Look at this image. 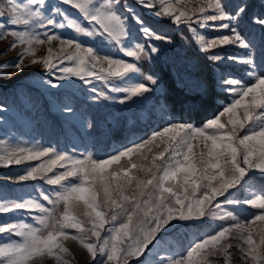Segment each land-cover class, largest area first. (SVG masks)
<instances>
[{"label": "snow or ice", "instance_id": "6c2138e0", "mask_svg": "<svg viewBox=\"0 0 264 264\" xmlns=\"http://www.w3.org/2000/svg\"><path fill=\"white\" fill-rule=\"evenodd\" d=\"M137 2L158 17L184 24L208 60L245 65L248 81L231 73L222 76L226 91L233 94L231 102L200 126L169 121L104 158L91 150L77 153L76 148L58 150L0 139V164L47 157L8 175L9 181L42 180L53 186L48 192L39 190L35 197L0 198V213H35L33 223L0 222V234L5 236L0 243V264H37L44 257L53 264H71L68 239L87 251L89 264H130L133 259L136 264H211V256H223L225 264H232L233 247L239 249L245 264H264V185L257 187L245 180L246 176L252 179V170L264 176V34L257 44L240 29L252 5L244 0L230 10L224 0ZM65 5L77 14L73 16ZM260 9L250 19L264 30V0ZM129 15L145 43L132 39ZM198 28L223 29L227 34L206 36ZM66 29L73 35L65 36L61 30ZM9 36L13 39L5 53L20 51L0 65L4 77L13 75L10 69L24 75L26 69L38 67L49 77L41 84L60 88L64 83H55L53 77L67 83L77 77L91 86L92 99L121 104L161 89V78L145 70L142 62L161 51L147 41L172 39L159 35L122 0H0V40ZM225 45H237L245 52L238 56L213 51ZM105 48H115L134 62L116 58ZM41 49L43 55L38 54ZM93 80L102 81L104 87L98 88ZM6 110L0 103V111ZM61 111L71 115L75 110L65 103ZM86 127L93 124L88 122ZM242 181L248 195L243 200L232 198L228 190ZM234 205H251L256 211L246 215L247 209L230 210ZM216 220L220 221L217 226L197 235L182 251L164 239L181 227L180 222Z\"/></svg>", "mask_w": 264, "mask_h": 264}, {"label": "rangeland", "instance_id": "374dc122", "mask_svg": "<svg viewBox=\"0 0 264 264\" xmlns=\"http://www.w3.org/2000/svg\"><path fill=\"white\" fill-rule=\"evenodd\" d=\"M49 2L57 3L59 0H49ZM198 2L199 0H192L193 4ZM224 2L231 10L244 0H224ZM246 2L251 4L252 8L248 15L241 19L240 29L249 39H255L259 44L264 30L255 24L250 16L252 13H259L262 0H246ZM122 3L132 6L135 13L140 15L145 23L159 35H168L172 38L170 41H147L148 45L155 44L161 51L158 54L154 53L152 60L142 62L145 70H151L161 78V89L158 92L134 97L132 101L121 104L118 101L92 99L95 94L90 91L91 86L85 85L77 77H71V83L56 81L53 77L55 83H64V87L52 88L40 83L42 79L46 80L49 77L44 76L38 67L26 69L24 75H20L15 69H10L13 73L10 77H4L2 73L5 69L0 68V103L4 104L7 109L0 111V117L3 118L0 119V139L8 137L26 146L37 144L53 146L58 150L71 151L72 148H76L77 153L91 150L94 155L104 158L122 145L146 138L152 131L160 130L166 126L169 121L189 122L197 126L204 123L184 121L177 110H171L167 101L168 89L158 69L160 66L169 70L177 85L190 93L202 92L206 89L205 78L200 73H204L206 76L211 74L217 90L228 95V101L222 103L224 105L231 102L233 94L226 91L227 85L223 84L221 77H226L231 73L236 78L248 81L245 74L246 66L240 62L224 60L220 63L208 60V54L204 53L195 43L184 24L177 25L167 16L154 15L152 10L139 5L137 0H122ZM64 7L73 16L77 14L76 10L70 6L65 5ZM128 23L134 42L145 43L146 38L140 32L139 26L131 15H129ZM61 31L65 36L73 35L71 29ZM198 31L206 36H212L218 32L227 34V30L215 28H198ZM183 37L189 39L185 40ZM12 39L9 36L0 40V65L6 61H12L20 51L17 48L5 53V49L8 48ZM221 50L228 55L238 56L245 52V49L237 45H225L213 51ZM105 51L116 58L134 62V58L126 57L115 48H105ZM38 54L43 55L44 50L41 49ZM17 76L19 79H16ZM113 79L115 80V78ZM9 81H14V83H9ZM115 82L119 84L118 80ZM5 84L7 87L4 86ZM93 84L98 88L104 87L102 81L93 80ZM120 86L124 85L120 84ZM110 94L123 95V93L112 92ZM65 103L74 108L73 114L68 115L61 111V105ZM195 104L199 105V102ZM164 105H167L166 111L162 110ZM88 122L93 124L92 128L86 127ZM45 159L47 157H42L40 160L24 161L21 164H0V198L14 200L35 197L41 189L48 192L53 186L42 180L9 181L7 179L8 175L20 173L27 165L42 163ZM249 175L252 177L251 180H248L247 176L245 177L248 184L257 187L264 185V176L258 170H252ZM228 192L232 194V198L243 200L248 195L247 185L242 181L240 185L229 189ZM227 195L228 193H225V196ZM217 199L223 200V197ZM229 207L230 210L238 211L247 209L248 212L244 213L246 215L256 211L251 205ZM34 216L35 213H30L28 210H13L8 213H0V222L20 219L26 223H33ZM180 223L181 227L167 233L164 239L167 244L182 251L197 235L210 231L220 221L204 224L190 221ZM2 242H5L4 234H0V243ZM232 243L235 245L237 242L233 240ZM65 244L73 253V256L69 257L71 264H89L90 255L77 241L68 239ZM149 247L151 248V245ZM230 251L233 254L232 264H245L238 248L233 247ZM209 260L211 264H225L223 256H211ZM37 264H53V261L44 257L38 260ZM130 264H136V261L133 259Z\"/></svg>", "mask_w": 264, "mask_h": 264}, {"label": "trees", "instance_id": "16d2710c", "mask_svg": "<svg viewBox=\"0 0 264 264\" xmlns=\"http://www.w3.org/2000/svg\"><path fill=\"white\" fill-rule=\"evenodd\" d=\"M158 69L168 89V104L171 110L178 111L184 121L203 123L221 111L224 106L222 103L228 101L227 93L217 90L211 74L206 76L204 73H200L205 78L206 89L202 92L190 93L177 85L169 70L163 66ZM197 102H199V105L195 104Z\"/></svg>", "mask_w": 264, "mask_h": 264}]
</instances>
